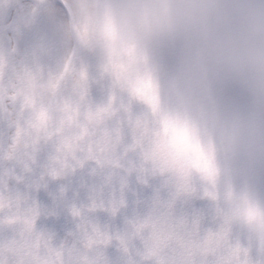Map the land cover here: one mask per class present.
I'll return each instance as SVG.
<instances>
[{"label":"clouds","instance_id":"clouds-1","mask_svg":"<svg viewBox=\"0 0 264 264\" xmlns=\"http://www.w3.org/2000/svg\"><path fill=\"white\" fill-rule=\"evenodd\" d=\"M0 264H264V0H0Z\"/></svg>","mask_w":264,"mask_h":264}]
</instances>
